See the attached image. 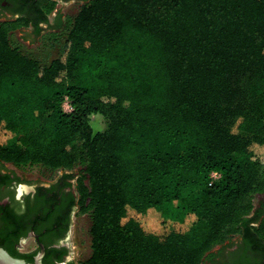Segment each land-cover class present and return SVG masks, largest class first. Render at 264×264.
<instances>
[{"label": "trees", "instance_id": "1", "mask_svg": "<svg viewBox=\"0 0 264 264\" xmlns=\"http://www.w3.org/2000/svg\"><path fill=\"white\" fill-rule=\"evenodd\" d=\"M22 26L0 22V163L82 168L81 264H205L235 236L260 251L264 0H89L49 65L13 45Z\"/></svg>", "mask_w": 264, "mask_h": 264}, {"label": "flooded vegetation", "instance_id": "2", "mask_svg": "<svg viewBox=\"0 0 264 264\" xmlns=\"http://www.w3.org/2000/svg\"><path fill=\"white\" fill-rule=\"evenodd\" d=\"M88 1L0 0V22L22 20L27 23L21 27L24 30L53 35L68 25L69 15L62 13V7L81 9ZM32 168L0 163V246L30 264L43 252V264H81L75 238L78 218L87 215L82 214V185H88L82 168L27 174L25 169ZM261 247L251 249L245 239L235 236L206 264H235L249 257L258 264L264 255Z\"/></svg>", "mask_w": 264, "mask_h": 264}, {"label": "rangeland", "instance_id": "3", "mask_svg": "<svg viewBox=\"0 0 264 264\" xmlns=\"http://www.w3.org/2000/svg\"><path fill=\"white\" fill-rule=\"evenodd\" d=\"M79 11L80 8L78 6L72 8L62 7V12L69 15V20H73ZM21 29L22 28L20 27L11 34V40L13 45L19 47L23 54L36 59L42 65H49L53 60L59 58L62 54L68 33L66 29L57 33L54 32L53 36L51 35L52 33H48L47 35L42 34L38 38V45L34 47H28L25 43L18 39L17 31ZM64 110L66 112L71 111L68 102H65ZM89 124L95 133H102L106 136L110 135V130L102 114L93 115L89 120ZM43 170L46 169L38 166L33 167L32 169H25L26 173L29 175H36ZM259 196L260 195L256 196L255 201ZM151 219L152 216L148 214L142 218V222L147 224L150 228H153V230L157 233L160 232V228L158 226H154ZM91 226L92 220L89 214L78 218L76 227V246L78 248L76 249V252H78L76 254H78V256L76 255V258H80L82 261L88 259L91 254ZM181 229H183V227H181Z\"/></svg>", "mask_w": 264, "mask_h": 264}, {"label": "water", "instance_id": "4", "mask_svg": "<svg viewBox=\"0 0 264 264\" xmlns=\"http://www.w3.org/2000/svg\"><path fill=\"white\" fill-rule=\"evenodd\" d=\"M61 30L62 29H59V31H61ZM59 31H57V32H59ZM41 35L42 34L36 35V34H34L32 32H29L27 29L24 30L23 28L21 30L17 31V37H18V39L20 41H22L23 43H25L28 47L37 46L38 45V38ZM263 203H264V194L260 195L256 199V201H255V208L259 207ZM75 240H76V238H75ZM218 248L219 247L215 248L214 251H217ZM75 252H76V250H75ZM43 255H44V252L42 254H40L36 258V263L35 264H43L42 263V257H43ZM0 264H30V263H27L25 260H22V259H19V258H15V257L11 256L9 254V252H7L3 247L0 246Z\"/></svg>", "mask_w": 264, "mask_h": 264}, {"label": "built area", "instance_id": "5", "mask_svg": "<svg viewBox=\"0 0 264 264\" xmlns=\"http://www.w3.org/2000/svg\"><path fill=\"white\" fill-rule=\"evenodd\" d=\"M211 178H212V181H216V180H218L220 178V175L218 173H213L211 175Z\"/></svg>", "mask_w": 264, "mask_h": 264}]
</instances>
